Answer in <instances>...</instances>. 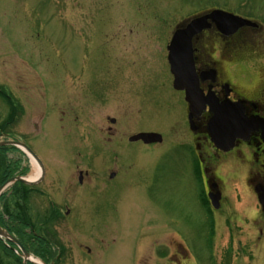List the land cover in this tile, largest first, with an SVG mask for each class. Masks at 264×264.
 Instances as JSON below:
<instances>
[{
	"label": "rangeland",
	"instance_id": "rangeland-1",
	"mask_svg": "<svg viewBox=\"0 0 264 264\" xmlns=\"http://www.w3.org/2000/svg\"><path fill=\"white\" fill-rule=\"evenodd\" d=\"M214 10L254 25L236 39L234 53L251 61L246 67L256 78L254 64L264 65V0H0V91L9 96H0V143L24 142L47 170L43 183L28 189L16 183L1 196L0 215L8 226L31 223L47 237L56 232L66 250L61 264H103L101 244H88V212L102 224L112 210L90 208L83 197L73 215H64L67 186L78 198L88 190L77 172L88 163L99 192L111 169L131 186L123 188L117 207L125 242L111 245L113 257L106 258L112 262L130 260L138 236L137 259L158 261L159 252L174 253L168 243L180 242L182 232L194 242L189 255L196 264H264V237L259 241L257 230L248 227L230 236L225 228L211 227V216L193 198L194 160L184 148L164 144L154 149L128 141L144 132L181 141L174 134L188 129L187 106L173 89L167 47L177 29ZM209 31L208 54L218 58L221 45L213 39H221ZM109 135L124 139L106 145ZM87 147L88 162L76 159ZM0 149H7L3 153L10 165L18 163L11 179L27 180L34 173L26 154L14 146ZM101 150L115 151L106 156ZM146 186L150 199L140 190ZM95 194L98 200L104 196ZM54 200L57 212L51 213ZM256 206L252 200V214ZM78 244L92 247V255ZM8 250L0 244V264H22ZM50 251L51 257L59 254Z\"/></svg>",
	"mask_w": 264,
	"mask_h": 264
},
{
	"label": "flooded vegetation",
	"instance_id": "flooded-vegetation-1",
	"mask_svg": "<svg viewBox=\"0 0 264 264\" xmlns=\"http://www.w3.org/2000/svg\"><path fill=\"white\" fill-rule=\"evenodd\" d=\"M248 31L252 30L244 28L232 37L223 36L215 28L209 31L214 33L217 39H221V43L224 41L228 42L222 45L218 40L215 41L213 39L217 46L218 44L221 45L222 51L218 58L208 54L209 46H212V40L206 32L199 36L194 43L196 68L201 91L206 97L210 96L217 106L225 110V113L232 114L233 121L237 122V124L229 126L230 129L234 130L225 135L227 145H229L231 138H235V142L231 147L226 148V144L217 138L215 142L212 141L209 125L215 116L209 106L206 107V110L199 118L193 120L195 123V131H193L190 127V113L186 103L188 129L184 134H174L181 141L167 140L165 135H162L164 139L161 144L147 145L141 141L131 142L132 137L136 135L130 137L128 141L131 144H141L154 149L169 144L184 148L189 157L194 160L192 174L196 177V181L195 185H193V198L201 208H205L204 211L207 217L211 216V227L213 229H215V226L217 229L225 228L230 236L232 233L242 234L248 227L254 228L258 232V240L261 241L264 237V65L261 63L254 64L255 72H257L255 78L254 75H251L249 67H246L248 64L250 65L251 61L243 60L242 56H237L234 53L238 43L236 39H240L243 33ZM232 46L233 50L231 49ZM252 86L255 87L252 88ZM179 94H182L185 100V94ZM115 124H117V121ZM219 135H223V133H219ZM123 139V135H109L104 141H107L106 145H109V143L114 142L118 144V141L122 142ZM118 147L120 148V145ZM101 151L106 156H110L112 151L115 150H112L111 153L108 150ZM114 155H116L118 160V155ZM76 156V159H84L88 162V147L85 150V154L77 153ZM228 166L231 169L233 168V171L229 170L227 175L221 174V170ZM84 167L83 170H77V172L79 174V183L81 185L86 183L88 190L85 191V195L78 198L73 194L72 186H67L66 196H64L63 200L65 202L64 215H73V207L80 203L83 197L88 199L90 208L94 206L100 208L99 212H101V208H110L112 210L111 218L102 224L93 222L88 212V230H86L88 232V244L95 245L96 242L101 244V251L104 257L103 264H196L189 255V249H191L194 242L190 243L189 236L182 232H179L182 238L180 242L176 240L173 243H168V249L174 251V253L161 251L158 254V257H160L158 261L137 259L136 249L140 244L139 236L134 238L131 245L133 249L131 250L130 260H124L123 262V260L118 261L117 259L112 262L113 258H106L108 254L113 257L111 254L112 249H110L112 244H117L120 241L125 242L121 228L118 226L120 217L117 207L121 202L120 200H122L121 198H123L121 195L123 188L129 190L131 186L123 185V182L118 180V172L111 169L110 179L101 181L103 190L99 192L98 186L93 185L94 183L97 184V181L92 179V175L88 171V163ZM230 176H234L237 179H231L229 178ZM137 190L139 189L136 188L133 192H137ZM140 190L144 193L145 198L150 199L147 186ZM112 191H115L116 195H112ZM92 193L93 195H91ZM95 193H104V196H98V200ZM104 197L107 201L101 202L100 200ZM94 198L95 200H93ZM211 198L216 200L214 207L211 203ZM252 200L257 203L254 214L251 213ZM58 201L60 200L58 199ZM52 202L54 205H58L55 200ZM235 203L242 204V207L240 206L242 209H237L234 205ZM57 205L51 209V213L57 212L55 210ZM106 214L110 215L108 212ZM57 216L60 217L58 214ZM165 219L168 218L165 217ZM115 224L117 226H114ZM26 232L28 235L20 240L25 241L23 246L28 253L38 256L45 264L62 263V256L66 250L65 246L59 241L55 231L53 236L49 234L48 237L45 236L44 232L37 230ZM245 244L241 242L238 245L246 247L247 244ZM232 245L234 246V243ZM77 246L80 249L86 248L87 253L92 255L94 250L92 247L88 246L87 248L82 244ZM50 247L58 251L59 254L51 257ZM165 247L167 248V246ZM14 249H16L14 245L9 248L15 254ZM20 262L22 264H35L32 261L24 263L21 260Z\"/></svg>",
	"mask_w": 264,
	"mask_h": 264
},
{
	"label": "water",
	"instance_id": "water-1",
	"mask_svg": "<svg viewBox=\"0 0 264 264\" xmlns=\"http://www.w3.org/2000/svg\"><path fill=\"white\" fill-rule=\"evenodd\" d=\"M213 24L220 32L226 36H231L238 32L243 27H252L248 20L236 17L223 11H214L204 17H198L189 21L186 27L177 29L173 37V41L169 47L170 63L172 65V73L175 76L174 87L176 90L185 91L187 95V102L190 104L191 122L193 119L198 118L204 109V98L201 96L198 80L194 70V52L193 41L203 31L212 28ZM133 141L142 140L147 144L155 143L162 140V137L156 134H141L138 137L132 139ZM2 146H14L26 151L36 162L41 169V181L45 177V168L40 159L23 143L19 142H7L0 143ZM16 183H23L26 185H35L38 182H30L23 177H16L9 180L7 183L0 187V197L11 186ZM0 238L8 240L18 245L24 252L26 258L29 257L21 243L10 235L6 230L0 227Z\"/></svg>",
	"mask_w": 264,
	"mask_h": 264
},
{
	"label": "trees",
	"instance_id": "trees-1",
	"mask_svg": "<svg viewBox=\"0 0 264 264\" xmlns=\"http://www.w3.org/2000/svg\"><path fill=\"white\" fill-rule=\"evenodd\" d=\"M0 96H4L6 98V96L0 92ZM17 150V149H15ZM3 151H7V149H0V187L2 185H4L7 181H9L13 176V174L15 173L12 169V166H16L18 167V163H12V165H10V162L7 161V158L4 156ZM3 162L5 164H3ZM3 171H6L5 173H3ZM8 171V173H7ZM23 186V188H31L28 187L24 184H21ZM3 197L5 198V195H3ZM1 216V215H0ZM0 225L7 229V231L9 233H11L12 235H14L15 237H18L19 239H24L28 234L26 231H36L35 227L33 225H31V223H28L29 226L27 227H23V226H19V225H15L14 228L8 226V223L5 222V219L3 216L0 217ZM21 223H25L24 221H21ZM33 235V234H32ZM31 235V236H32ZM22 241V240H21ZM25 242L24 240L22 241V243ZM0 244L3 246V248L6 250H8V247L6 246V244L0 239ZM9 251V250H8ZM17 257V256H16ZM18 260H20L17 257ZM21 261V260H20Z\"/></svg>",
	"mask_w": 264,
	"mask_h": 264
},
{
	"label": "bare ground",
	"instance_id": "bare-ground-1",
	"mask_svg": "<svg viewBox=\"0 0 264 264\" xmlns=\"http://www.w3.org/2000/svg\"><path fill=\"white\" fill-rule=\"evenodd\" d=\"M239 33V32H238ZM175 35V33L173 34ZM173 39V38H172ZM197 37L194 39V41H196ZM172 41V40H171ZM169 46V45H168ZM168 49V47H167ZM194 50H195V47H194ZM195 57H196V50H195ZM174 91H176L175 88H173ZM184 93V92H183ZM185 94V93H184ZM207 104V106H211L212 104V100L210 103H205V105ZM190 118H191V113H190ZM234 129H228L227 133H231ZM35 164V168H34V173L27 179V181H30V182H36L37 179L41 176V170L39 168V166L34 162ZM2 196V195H1ZM1 198V197H0ZM33 261H36V262H39L38 260H35L34 258H32Z\"/></svg>",
	"mask_w": 264,
	"mask_h": 264
}]
</instances>
